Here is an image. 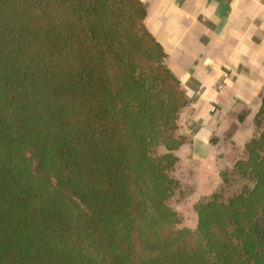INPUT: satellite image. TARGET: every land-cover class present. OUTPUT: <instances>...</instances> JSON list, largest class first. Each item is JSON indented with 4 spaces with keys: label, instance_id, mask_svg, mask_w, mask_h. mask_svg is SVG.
<instances>
[{
    "label": "trees",
    "instance_id": "1",
    "mask_svg": "<svg viewBox=\"0 0 264 264\" xmlns=\"http://www.w3.org/2000/svg\"><path fill=\"white\" fill-rule=\"evenodd\" d=\"M145 19L142 0H0V264H264V93L183 224L189 100Z\"/></svg>",
    "mask_w": 264,
    "mask_h": 264
},
{
    "label": "crops",
    "instance_id": "2",
    "mask_svg": "<svg viewBox=\"0 0 264 264\" xmlns=\"http://www.w3.org/2000/svg\"><path fill=\"white\" fill-rule=\"evenodd\" d=\"M142 1L147 27L188 96L179 122L189 140L177 153L198 198L215 189L220 168L252 133L264 93V0Z\"/></svg>",
    "mask_w": 264,
    "mask_h": 264
},
{
    "label": "rangeland",
    "instance_id": "3",
    "mask_svg": "<svg viewBox=\"0 0 264 264\" xmlns=\"http://www.w3.org/2000/svg\"><path fill=\"white\" fill-rule=\"evenodd\" d=\"M197 197L190 195L184 200L175 201L174 206L180 211L183 217V224L195 227L197 224V213L194 209V203Z\"/></svg>",
    "mask_w": 264,
    "mask_h": 264
},
{
    "label": "built area",
    "instance_id": "4",
    "mask_svg": "<svg viewBox=\"0 0 264 264\" xmlns=\"http://www.w3.org/2000/svg\"><path fill=\"white\" fill-rule=\"evenodd\" d=\"M219 86H222V84H219Z\"/></svg>",
    "mask_w": 264,
    "mask_h": 264
}]
</instances>
